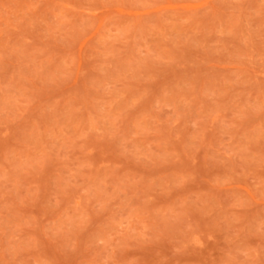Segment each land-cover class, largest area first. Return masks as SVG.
Masks as SVG:
<instances>
[{
	"label": "rangeland",
	"instance_id": "1",
	"mask_svg": "<svg viewBox=\"0 0 264 264\" xmlns=\"http://www.w3.org/2000/svg\"><path fill=\"white\" fill-rule=\"evenodd\" d=\"M0 264H264V0H0Z\"/></svg>",
	"mask_w": 264,
	"mask_h": 264
}]
</instances>
